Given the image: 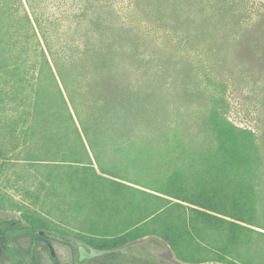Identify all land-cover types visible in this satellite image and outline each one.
I'll list each match as a JSON object with an SVG mask.
<instances>
[{"label": "trees", "instance_id": "obj_1", "mask_svg": "<svg viewBox=\"0 0 264 264\" xmlns=\"http://www.w3.org/2000/svg\"><path fill=\"white\" fill-rule=\"evenodd\" d=\"M132 1L138 7L148 2L145 10L154 15L165 13L180 18V0ZM70 2L60 18L51 15L47 0H6L3 5L5 19L14 20V26L6 25L5 36L14 37L13 45L22 56L17 67L19 93H30L22 107L31 112L21 118L27 123L29 116L31 128L60 129L76 143L63 158L70 166L77 164L71 167L67 183L72 191L85 196L92 209L105 210L110 203L113 211L123 206L135 213L141 209L146 212L130 217L127 227L113 234L90 228L76 234V239L104 253L105 263L122 262L126 259L122 249L150 237V242L162 240L185 263L259 264L254 241L264 236L256 229L264 230V226L259 222V190L250 174L259 163L260 148L251 129L229 120L221 104V100L226 103L225 99L220 95L211 96L208 125L215 148L212 159L204 164V172L210 174L205 183L201 178L195 184L185 182L182 172L175 170L162 185L156 186V182L153 186L152 190L161 194L158 196L105 177L122 178L117 153L131 143L128 137L132 128L114 127L118 121L127 122L134 114L147 110L144 102L154 94L135 87L125 73V66L130 67L133 61L143 66L141 36L117 21L105 0ZM202 16L207 18L204 12ZM235 55L243 65L264 69V12L238 39ZM29 69L34 73L31 76ZM261 73L264 85V70ZM136 76L139 84L145 82L146 75L142 80V75ZM127 154L132 156L130 151ZM130 159L128 162L136 167V159ZM145 165L150 170L155 168L152 163ZM133 180L128 182L142 183ZM144 185L151 186L148 182ZM127 190L142 194L143 206L135 198L126 200L123 195ZM23 220L26 224L14 231H22L32 243H40L39 233L47 235L48 230L55 229L35 213L25 214ZM8 230L1 222L0 247L4 250L8 249ZM64 239L70 241L66 236ZM145 254L143 259L151 255L148 250Z\"/></svg>", "mask_w": 264, "mask_h": 264}, {"label": "rangeland", "instance_id": "obj_2", "mask_svg": "<svg viewBox=\"0 0 264 264\" xmlns=\"http://www.w3.org/2000/svg\"><path fill=\"white\" fill-rule=\"evenodd\" d=\"M105 1L117 21L141 36L139 51L145 56L143 66L140 68V63L133 61L130 67L125 66V73L131 76L135 87L154 94L151 100L144 102L147 110L134 114L127 122L118 121L114 127L118 130L132 128L128 137L131 143L117 153L122 178L105 177L158 196L161 194L152 190L153 186L162 185L175 170L182 172L185 182L195 184V180L201 178L205 183L210 174L204 172V164L212 159L215 148L208 125L211 96L218 94L225 99L226 103L221 100V104L229 120L238 127L251 129L257 136L260 160L250 179L259 190V222L263 227L264 85L261 72L264 69L243 65L235 51L238 39L262 16L264 0H180L177 10L180 18L147 12L148 2L138 7L132 0ZM5 2L0 0V223L21 221L25 225L23 216L35 213L55 228L47 231L48 246L39 243L34 248L38 264H193L179 260L162 240L150 242V237L133 244L132 248L122 249L126 259L113 263H105L104 253L76 239V234L88 232L90 228L98 233L113 234L127 227L130 217L137 218L146 212L141 209L136 214L132 208L123 206L113 211L114 205L110 203L105 210L92 209L85 196L72 191L67 183L71 167L77 164L70 166L63 158L76 143L60 129L31 128L29 116H26L29 121L23 122L21 116L31 112L22 107L30 93H19L17 67L22 56L19 57L18 47L13 45L14 37L5 36L6 25L14 26V20L7 21L3 15ZM47 3L54 18H60L71 4L70 0H47ZM203 12L207 18L202 16ZM137 70L140 73H136ZM32 74L29 69V76ZM136 74L142 75L141 80L146 75L145 82L139 84ZM129 151L132 156L127 154ZM130 158L136 159V167L128 162ZM106 162L109 164L108 160ZM146 163H152L155 168L150 170ZM132 179H140L142 183H130L134 182ZM146 182L152 187L144 185ZM123 196L126 200L135 198L143 206L142 194L127 190ZM65 236L70 241H66ZM254 242L255 260L264 264V236ZM29 244L27 238L17 235L11 247L25 249ZM145 250L151 254L147 259H143ZM1 256L0 264H13L10 257L2 253ZM26 261L30 262V258L26 257Z\"/></svg>", "mask_w": 264, "mask_h": 264}, {"label": "flooded vegetation", "instance_id": "obj_3", "mask_svg": "<svg viewBox=\"0 0 264 264\" xmlns=\"http://www.w3.org/2000/svg\"><path fill=\"white\" fill-rule=\"evenodd\" d=\"M18 222V223H17ZM6 223V222H4ZM12 224H15L16 227H12ZM18 224V226H17ZM6 225L10 228L9 234V244H8V249L4 250V247H0V257L1 253L2 255H5L6 257H10L11 261L13 264H38L39 263V258L37 255L34 254V248L36 245H38L39 243H32L31 239L25 235V233H23L22 231H14V228H18L21 224V221H16V222H12V223H6ZM42 236V239L40 240V243H45L46 246H48V238L47 235H44V233H39ZM17 235H21L22 237H25L29 240L30 244L27 248L25 249H20L18 247H11V243L13 241V237L17 236ZM33 246V247H32ZM30 250V254H27L26 251ZM52 256V255H51ZM26 257L30 258V262L26 261ZM53 258V257H52Z\"/></svg>", "mask_w": 264, "mask_h": 264}]
</instances>
